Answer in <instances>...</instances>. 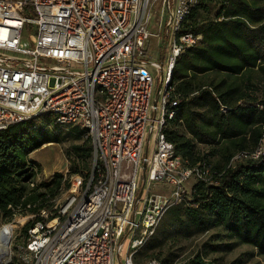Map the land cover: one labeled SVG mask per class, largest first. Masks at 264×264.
I'll return each mask as SVG.
<instances>
[{
  "label": "built area",
  "instance_id": "1",
  "mask_svg": "<svg viewBox=\"0 0 264 264\" xmlns=\"http://www.w3.org/2000/svg\"><path fill=\"white\" fill-rule=\"evenodd\" d=\"M199 1L0 0V133L50 114L60 126L82 130L91 154L88 174L74 175L62 200L29 214L33 223L17 245L24 264H117L123 243L127 251L119 264H137L136 252L165 212L189 193L186 182H216L209 167L186 165L164 133L176 105L168 100L171 70L201 39L182 30ZM157 3L158 30L165 24L166 37L172 34L164 72L162 63L146 57L148 40L159 34L149 28ZM27 23L35 26L29 42L22 38ZM147 65L160 69L155 106ZM263 153L264 133L239 157ZM153 183L169 186V194L151 191Z\"/></svg>",
  "mask_w": 264,
  "mask_h": 264
},
{
  "label": "trees",
  "instance_id": "2",
  "mask_svg": "<svg viewBox=\"0 0 264 264\" xmlns=\"http://www.w3.org/2000/svg\"><path fill=\"white\" fill-rule=\"evenodd\" d=\"M216 1L200 0L187 20L208 4L219 5L220 20L186 25L184 21L182 30L203 37L175 60L167 89L169 103L176 100V105L164 128L186 165L209 167L216 182L195 181L190 199L186 196L169 208L163 220H173L188 233L220 226L239 243L264 254V153L257 159L235 163L233 159L240 149H254L264 133V97L249 93L254 88L251 75L237 85L234 81L242 68L264 63V0ZM213 72H220L217 80L210 78ZM59 127L63 126L45 114L13 123L0 133V214L6 221L15 213L32 214L50 206L46 202L58 193L60 174L29 185L33 165L27 155L43 144L60 141ZM75 136L82 141L73 149L86 157L89 141L78 127ZM198 144L208 145L207 151L202 153ZM214 156L218 159L210 163L209 157ZM32 223H26L25 231ZM139 251L134 256L137 264ZM182 264L212 263L196 254Z\"/></svg>",
  "mask_w": 264,
  "mask_h": 264
},
{
  "label": "rangeland",
  "instance_id": "3",
  "mask_svg": "<svg viewBox=\"0 0 264 264\" xmlns=\"http://www.w3.org/2000/svg\"><path fill=\"white\" fill-rule=\"evenodd\" d=\"M217 0L216 2H218ZM256 0H249V2H255ZM260 1V0H258ZM159 3L152 8L151 23L149 28L152 32H158V36H151L147 43V58L151 61L162 63V70L165 71L167 64V58L170 49V42L172 40V34L168 37L165 35V24L161 30H158L157 17L159 16ZM219 5H209L204 8L201 6L195 12L193 18L185 20L186 23L193 21L197 24H201L206 20H220L221 14H218ZM156 12V13H155ZM26 15L33 16L26 13ZM165 16V15H164ZM226 16V11L224 13ZM35 34V26L31 23H27L22 30V38L26 41H31V37ZM201 37L202 34H201ZM209 39V36H207ZM164 47L163 57L161 60L162 49ZM148 70L153 78L151 101L153 102L158 85L160 83V69L151 65H147ZM264 63L262 66H252L249 69L244 67L239 73L234 74L235 85L243 82L246 75H251L254 88L249 90V93L253 94L257 99L264 97ZM220 72H213L210 78L218 79ZM243 84V83H242ZM164 83L162 84V89ZM153 111H150V115ZM200 121H202L200 119ZM204 122V121H202ZM76 128L74 125H68L59 127L58 142H49L41 145L39 148L33 150L27 155L28 161L33 165L32 177L35 181V186L44 181L51 180L56 174L61 175V186L56 193L55 197L48 200L46 204L50 206L44 208H51L57 201L62 200L67 192L71 178L79 174L86 176L89 171L91 154L90 150L86 157L78 155L73 149V146L81 143L82 138H76ZM153 139L151 137L147 154L151 155ZM202 153H205L208 149V145L198 144ZM146 141L144 139L143 152L145 154ZM250 151L249 149H242ZM241 149L234 153V163L243 158L239 157ZM217 156L209 157L210 163L216 161ZM233 160V159H232ZM75 167H77L75 169ZM141 174V169H140ZM195 182V179L190 178L185 187L187 190H191V186ZM215 183V182H212ZM151 191L161 194H169L170 187L161 183L151 184ZM187 194V196H188ZM187 199H190L188 196ZM172 207V206H171ZM170 207V208H171ZM140 208V204L137 207ZM166 216V212L163 217ZM161 218L158 223L154 234L148 239V241L139 249L140 251L136 255V262L143 263L150 258L160 259L164 263L169 264H182L185 260L194 255H200L205 261H209L212 264H264V254L259 253L257 248L241 244L238 240L227 233L220 226H209L205 231H195L188 233L183 226H177L173 220H163ZM24 219V220H23ZM31 220L29 213H15L9 221L0 214V228L4 224L11 225V235L9 239L8 252L0 256V264H24L18 256L17 245L23 243L26 231L25 225ZM14 226V227H13ZM27 230V228H26ZM127 251L126 243H123L119 260L117 264L124 259Z\"/></svg>",
  "mask_w": 264,
  "mask_h": 264
},
{
  "label": "bare ground",
  "instance_id": "4",
  "mask_svg": "<svg viewBox=\"0 0 264 264\" xmlns=\"http://www.w3.org/2000/svg\"><path fill=\"white\" fill-rule=\"evenodd\" d=\"M0 38H5V30L3 28H0ZM11 225L4 224L0 228V256L8 252L9 239L11 235Z\"/></svg>",
  "mask_w": 264,
  "mask_h": 264
},
{
  "label": "water",
  "instance_id": "5",
  "mask_svg": "<svg viewBox=\"0 0 264 264\" xmlns=\"http://www.w3.org/2000/svg\"><path fill=\"white\" fill-rule=\"evenodd\" d=\"M163 52H164V47L162 49V54H161V60H162V57H163ZM160 88H161V81L158 85V88H157V91H156V94H155V97H154V100H153V105L155 106L156 105V101H157V98H158V92L160 91ZM144 168H145V164H143V173H144ZM143 178H144V175H143ZM141 193V189L139 191V194Z\"/></svg>",
  "mask_w": 264,
  "mask_h": 264
},
{
  "label": "crops",
  "instance_id": "6",
  "mask_svg": "<svg viewBox=\"0 0 264 264\" xmlns=\"http://www.w3.org/2000/svg\"><path fill=\"white\" fill-rule=\"evenodd\" d=\"M174 66V65H173Z\"/></svg>",
  "mask_w": 264,
  "mask_h": 264
}]
</instances>
